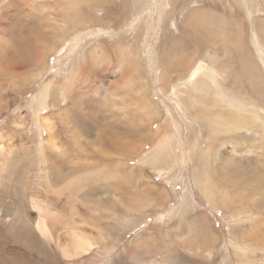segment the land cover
<instances>
[{
    "label": "rangeland",
    "instance_id": "374dc122",
    "mask_svg": "<svg viewBox=\"0 0 264 264\" xmlns=\"http://www.w3.org/2000/svg\"><path fill=\"white\" fill-rule=\"evenodd\" d=\"M15 1L26 14H40L36 22L49 24L42 33L56 39L45 61L21 74L0 75V264H173V249L192 255L179 241L196 248L204 236L211 245L205 264L263 263L264 236L256 242L249 236L258 228L264 233V193L249 198L211 171L213 190L218 195L224 188L226 201L218 211L204 199L196 178L201 162L193 167L189 147L207 133L206 109L187 104L195 92L183 84L188 69L203 63L212 69L221 96H235L229 99L234 104L237 98L247 100L257 109L254 131L246 135L256 146L241 143L249 151L246 158L239 156L238 145L234 153L227 144L217 150L219 157L255 163L264 173V0H33L44 11ZM21 19V14H0V49L12 46L9 26H29ZM166 53L174 60L171 67ZM70 60L74 73L84 64H89L82 67L85 73L90 67L93 72L87 79L77 74L65 89L61 71ZM180 62L188 66L180 68ZM45 86L47 100L38 110L34 98ZM86 93L119 128L112 146L93 144L85 134ZM151 96L159 111L151 115L153 130L162 126L170 140L168 152L155 157V164L148 159L161 139L134 150L129 135L148 126L150 117L139 104ZM92 194L98 200H91ZM42 219L53 238L65 241L76 232L94 246L65 259L51 242L55 255L47 253L37 233L27 228ZM136 245L143 256L128 258Z\"/></svg>",
    "mask_w": 264,
    "mask_h": 264
},
{
    "label": "bare ground",
    "instance_id": "6f19581e",
    "mask_svg": "<svg viewBox=\"0 0 264 264\" xmlns=\"http://www.w3.org/2000/svg\"><path fill=\"white\" fill-rule=\"evenodd\" d=\"M25 1L35 10H38V11L45 10L44 5L42 3H39V2L37 3V2H34L33 0H25ZM3 2H4V5L0 6L1 8L0 14H21L22 15L21 25H24L25 23H29V26L26 29L21 27L15 30H10V26L6 29V31H8L7 33L10 32L9 38L12 41V46H10V48L8 49L4 48V50L7 49L8 52L0 49V70H1L0 75L1 73L3 74V72L8 75L21 74L25 70L31 67H34L38 63L43 62L47 59V57L50 55V52L52 50L51 43H54L56 38L46 36L42 33L41 31L42 27L44 28L49 27V24L47 23L41 24V22H36L41 17L40 14H26L25 12L22 11V8L16 5L15 0H3ZM11 9L12 11L10 12ZM59 14L62 15L66 13L63 11H59ZM70 15L71 14H67L63 16L65 23L69 22ZM186 26L188 28L189 27L191 28L190 22L186 23ZM194 32L196 33V35H199L198 36V39H199L200 37L199 30L194 29ZM40 42H46L48 43V46L38 49L37 43H40ZM163 58L167 59V64H169V67L173 65L174 60L173 58H171L170 53H166L163 56ZM69 62L70 64L66 67L67 68L66 70L64 71L60 70L63 74H65V83H66V85H64L65 89H68L69 85L73 82L77 74H78V77L81 74H83L87 79L88 76H90L91 73L93 72V68L90 67V72L85 73V68H82V67L83 66L89 67V64H84V65L79 66L77 73H76L77 67H75V73H74L72 66L75 65L74 63L75 61L73 62L70 60ZM180 63H181L180 68L181 67L184 68L188 66V63H182V62ZM130 66L131 65H129V69H130ZM129 71H131V69ZM188 71L189 72L186 77V82L183 85L184 86L192 85L191 92L194 91L195 93L192 94V98L190 100L186 99L188 101L187 104L191 106L193 104L199 105L200 109L202 108L206 109V114H204V122L206 123L205 127L207 130V133L205 134V137H202L201 139H199L198 137L195 143H194L195 139L193 141H190L192 145L190 144L191 146L189 147V150L192 152V155H191L192 157H190V159L194 161L193 167H195L197 163L199 165V163L201 162V175L200 176L196 175V178H197V184H198L199 190L202 192L204 199L208 203H210L213 209H218V211L219 209L223 208V203H225L226 201L225 200L226 196H224L223 195L224 193L221 192L225 190L224 188L220 190V193L218 192V195L215 194V191L213 190L212 181H211V178H212L211 173H210L211 171H213L215 174L221 177L222 180L227 181L229 184L232 183L235 190L240 189L241 192L246 194L247 197H249L248 194L250 195L249 198H251V196L256 195L260 199V193H264V173L262 171H259L258 166L255 165V163L254 165H252V163L249 164L245 161H241V162L234 161L231 158L222 157L223 154H221V157H219L218 150H217L218 146H221L222 144H227L231 146L232 152L233 151L235 152L237 149L236 145H238V147L240 146L239 148L241 151V153H239V156L241 158H246L244 157V154H249V151L244 150L241 145L247 142L248 144L246 143V146H245L247 147V145L251 146L256 143V142L252 143L246 135L250 131L252 130L254 131L252 127H253L254 122L257 121L258 119V115H256L257 109L250 108L249 105L245 103L247 100H244V99L242 100L241 98H237L238 103L234 104L229 99H232V98L235 99L236 98L235 96L232 98L230 97L229 99L221 96L216 89V87L219 86L216 80V77L214 76L212 69L211 68L209 69L208 65L199 63V65L196 66L194 63L188 69ZM131 72L134 73V71H131ZM47 89H48V86H45L42 89L41 93L37 97L34 98V102L37 105L38 110L41 107H44L46 103ZM70 93H73V91H71ZM143 93L147 94L148 91H145ZM86 95L87 93L85 94L86 98H84L85 105L87 106L86 110L89 112V115H86L87 124L84 125L86 128V131H85L86 136L88 138H91V140L93 141V144H100L103 146L108 143V145L112 146L113 137H115L116 134H118V132L116 131L119 129L118 126H116L115 124H109V119L107 118L108 119L107 120L104 117L105 113L103 112L102 107H100V104L96 102L95 100H93V98L91 99V96H86ZM172 95H173L174 101L178 103L176 101V98H174V96L176 95L175 91L172 92ZM62 96H64V93ZM143 97H145V95H143ZM220 98L223 99V104H221ZM147 99L143 100L142 98L140 102L141 104L139 105L140 106L145 105L144 113L147 115V117H150V120H148L147 122L149 124L147 127H145V125L141 126V128H138L137 131H131L129 135H130V140L132 139L133 141L131 144L133 145L134 150L140 149V148L145 149L146 145L148 146L151 145V143L157 140L158 137L161 139L160 143H158L156 146H153L154 150L151 151L150 158L148 159L149 162H152L153 164H155L158 161L155 157L159 158L164 153H166L167 147H169L167 145L170 142V140L166 139V138H169V136L163 135L162 126L157 125L155 127V132H154L153 126L155 122H152L153 121L152 113L154 112V115L155 114L157 115L159 111L157 109V104L153 101L152 96L150 97V99L148 100ZM72 100H73V96L71 97L70 101ZM133 104H137V103H133ZM209 106L210 108H213L214 111L212 109H207ZM129 119L133 120V117L132 118L130 117ZM165 120L168 123V119H165ZM261 120H264V118H262ZM46 127L49 129H52L50 125H46ZM168 127L170 126L168 125ZM122 133L123 132H121V135ZM145 138H148L151 140L150 144H146ZM120 144L122 143L120 142ZM215 145L217 146L215 147ZM181 146L182 145H180V147ZM50 151L53 154H55L56 149L52 145H50ZM219 159H221L220 162L222 164L217 162L219 161ZM183 162L185 161L183 160L180 163H183ZM212 163H215V165H213ZM232 171H235V172L240 171L241 173L237 174V173H233ZM233 174H235V176ZM109 196L111 197V194H109ZM89 198L91 200H98L96 196L93 194ZM249 198L247 199L250 200ZM104 201L108 202V200H104ZM91 202L94 203V201H91ZM228 202H229V199H228ZM258 225L259 227L263 226L262 222H259ZM27 228H30L32 231L37 233L38 240L40 237V240H42L43 242L42 245L46 246L47 253H50V254L53 253V255H55L54 252L49 247V244L53 242L55 247L58 248L61 257L65 259H72L74 257L77 258L79 256L85 255L89 253V251L94 246L92 243H89L85 237H82L79 234H76V232H72L71 234H69L65 241H63L62 240L63 238L59 237L58 235L53 238L52 231L50 230L48 223L44 221L43 219L39 221V223L36 224L35 228L30 227V226H28ZM12 231L15 232L14 229H12ZM255 231L256 232L251 231V235L249 236L253 242H256L258 239H261L264 236V233L261 232L259 228L258 230H255ZM203 238L204 239L201 241V246L196 247V248L190 246L189 243L185 245L186 243H183L185 240L179 241L181 245H184L183 248L186 251L192 252V255L186 257L182 255L181 252L179 251L174 252V249H173L169 253L170 256H173L172 263L182 264V263H185L182 261L190 262L193 260H195L196 264L199 262H201L202 264L207 263L211 259V254L208 251L211 245H209V242H208L209 239H206L205 236ZM136 247H139V245H136L133 249L130 250L131 253L130 255H128V258L130 259L136 258L141 255V254L137 255L138 252L135 251ZM199 249H206L207 254L203 256L204 254H200L201 252L197 253V251H200ZM244 253L245 252H243V254L241 255V261H240L241 263L244 260H246ZM212 259H214V257H212ZM255 264H264V262L263 263L259 262Z\"/></svg>",
    "mask_w": 264,
    "mask_h": 264
}]
</instances>
